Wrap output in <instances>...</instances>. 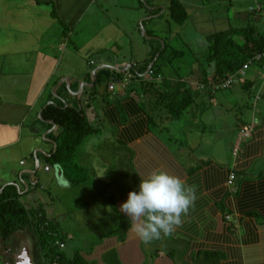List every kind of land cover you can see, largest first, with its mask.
Here are the masks:
<instances>
[{"label": "crops", "instance_id": "1", "mask_svg": "<svg viewBox=\"0 0 264 264\" xmlns=\"http://www.w3.org/2000/svg\"><path fill=\"white\" fill-rule=\"evenodd\" d=\"M140 2L122 0L118 8L138 12L134 13L136 17L141 12L139 9H143ZM99 5L100 0H0V188L13 184L26 193L24 180L29 182L34 179L31 173L40 169V166L36 168L37 158L41 160L39 154L46 157L54 149L52 138L47 135L55 133L56 126L49 128L40 119L44 108L53 104L54 99L86 104L83 102L87 96L85 90L94 87L97 72L101 70L97 68L112 65L124 73L133 62H142L149 57L150 41L161 39L152 32L159 29L167 10L163 11L162 7L168 5L159 0L154 1L151 7L159 12L150 14L144 10L140 14L142 22L148 20L151 26L147 29L151 34L148 40L142 34L139 20L136 27L131 24L134 19L126 22V26L125 23L116 22L112 13L107 12L103 13L104 18L100 17L99 23L102 25L99 26L95 18ZM89 12L94 16L85 20ZM130 25L137 29L134 35L127 33ZM83 26H89L86 38L80 35L79 29ZM76 30L79 33L72 36ZM60 31L61 36L58 35ZM138 37L149 47L144 51L140 47L141 53L137 51L140 56L136 58L134 46ZM91 64L95 67L92 68ZM253 67L256 69L250 70L243 86H240L242 94L247 95L245 86H252L261 76L259 66ZM191 76L187 77L186 86L194 89L197 101L190 112L195 110L196 116L201 115L209 106L224 101L214 99L216 96L204 95L205 92L199 90V82L203 81L201 71ZM51 84L54 85L55 94L59 92V95L47 92ZM82 84L85 87L80 90ZM112 84L113 89L110 87ZM129 85L112 82L107 87L109 90L99 87L98 100L100 98L107 104L104 109L95 104V108L88 110L94 124L106 130H117L116 142L127 138L131 140L127 142L128 146L132 148L135 145L137 149L132 165L125 173L126 178L118 179L128 181L126 188L121 186V189L129 193L138 188L139 176L147 177L155 171H164L179 177L187 187L193 189L196 199L187 213L182 214V223L174 228L171 235L146 244L147 247L152 243L162 245L160 252L149 262L144 251L147 247H144L145 243L135 230V225L142 223L146 217L140 220L129 217L132 227L127 238L124 241L116 237L104 238L92 250L94 258H98L102 264L101 255L115 247L124 264H208L205 253L221 254L219 264H264L262 77L255 93V96L260 94V100L263 98L262 104L257 109L254 105V110H251L245 99L244 105L249 106L252 120L246 121L247 112H243L242 116L236 117V127L232 129L230 122L224 127L223 132L227 135L215 138L216 144L213 138L195 139L194 134L199 129L206 132L207 126L200 125L199 128V123L194 124L187 114L181 116L173 128L169 126L167 129V125L152 128L150 115L141 108L135 87L129 88ZM127 87L131 97L126 94L129 91ZM118 98L121 106L116 103ZM124 110L128 115L127 120H123ZM237 118L241 119L240 123ZM214 119L210 122L212 128L215 126ZM103 122L106 126L102 125ZM154 124L161 126V123ZM249 125L252 126L251 133L244 134V127ZM103 128L96 137L104 134ZM142 158L144 160H140ZM232 167L237 172L235 186L238 188L234 187L231 191L227 184ZM119 172L122 175L123 168ZM97 174H100L99 169ZM127 196L118 204L121 205ZM23 257L25 254H22ZM29 260L28 257L26 262Z\"/></svg>", "mask_w": 264, "mask_h": 264}, {"label": "rangeland", "instance_id": "2", "mask_svg": "<svg viewBox=\"0 0 264 264\" xmlns=\"http://www.w3.org/2000/svg\"><path fill=\"white\" fill-rule=\"evenodd\" d=\"M121 1L122 0H100L99 9H97L98 14L95 17L97 18L99 26L102 25L99 21L100 17H103V13L110 12L112 13V18H114L116 22L125 23V25L127 24L126 22L134 19L131 24L136 27L137 20H139V27L144 35L145 31L151 27L148 20L144 24L141 23L142 19H140V14L142 15L145 9H139L141 12L135 17L134 13L138 12H131V10L127 11L118 8L120 7L119 3ZM141 1L144 3V6L150 7L146 1L153 3L156 0ZM181 1L184 2L188 10V19L183 23L176 22L171 17L169 10H167L160 21L159 29L152 32L154 36L161 38L160 40L163 44L162 49L165 45L164 42L168 44L169 60L164 68V74L169 78L171 85H175V82H180V80L188 81L187 77L191 76L190 69L200 73L196 65H200L204 62L205 53L207 51V36L210 34L226 30L231 26L243 27L248 24H253L249 22L251 20L254 21L255 24H258L260 29H264V10L262 12H254L250 9L251 7L253 10H256L258 8L257 2L264 8V0ZM159 2L168 5L171 0H159ZM163 7L166 6L163 5ZM91 16H94V13L89 12L85 20ZM147 19L149 18L147 17ZM133 25H130V27L128 26L127 29L124 27L127 33H131V35H134L137 30ZM87 28H89V26H83L79 29L82 38H86V36L89 35L88 33L86 34ZM143 28H145V31ZM78 33L79 32L76 30L72 36H76ZM58 35L61 36V31L58 32ZM62 35L63 37L65 36L64 34ZM147 37L150 38V35H147ZM139 38L140 37H138V42L134 46L136 51L134 56L136 58L140 56V54L137 53L140 47H143V51L149 47V44L146 47L142 42V38ZM139 52L141 53V51ZM172 53L174 54L170 58ZM108 58V60H110V57ZM253 66L248 69V73L250 70L256 69V67ZM171 75H173L174 78L170 77ZM261 77L264 83V78L261 74L248 90L244 88V91L248 93L247 95L242 94L243 90H241L242 88L240 87L241 85L243 86L245 82L243 77H241V80L238 81L234 87L218 90L215 95L216 98L214 99H223L224 101H217L219 102L217 105L209 106L208 110L201 115L199 114L196 116L195 110L194 112H190L193 105L188 107V110H185L183 115L187 114L189 118L193 119L194 124L199 123V128L200 125L207 126L206 132H202L199 129V131L194 134L195 139L197 140L203 137L205 139L213 138L215 141V138L226 136L227 133H225V131L223 132L224 127L228 126L229 122L232 129L236 127V117L242 116L243 112H247L245 120L251 121L253 117L250 115L249 106L251 110H254V105L257 109L263 102V98L261 100L255 99L256 89L261 83ZM168 88L169 87H167V91L170 90ZM47 92H52L53 95H56L53 84L49 86ZM167 95H170V92H167ZM245 99L249 102V106L247 104L244 105ZM166 103H168V101L147 108L154 111L151 115V118H154L152 124H150L152 128L163 127L168 124L173 128L176 125L178 119L171 121L168 118L169 113L167 112ZM209 103L210 101H208V104ZM213 117H215L214 128L210 126ZM237 119L240 123L241 119ZM154 123H161V126H156ZM102 125L106 126V123L103 122ZM102 128L103 127H101V129ZM103 131L104 134L101 137L86 141L84 146L80 148L77 157L72 160V164H78L85 170L84 179L80 178L82 179L80 183L74 185L73 181L70 183L65 177L60 178L57 173V166L51 169L48 164H42V169L39 170L36 176L39 185L30 184V186L34 188V192L25 194L22 197L23 202L27 203L29 207L38 208L41 205L46 209L48 219L52 220L51 223L57 224L56 220L61 222L60 224L64 229L62 238L65 243V246L60 248V252L62 253L72 254L80 249H82L83 253H86L85 250L91 249V247L88 246H93V243H100L101 240L99 237L114 228V226H117L121 221V215L124 214L123 212H121L122 214L119 212L120 205L118 201L124 200L127 196V191H123L121 186H125L126 188L128 181H118L119 178L124 177L120 175V167H117V165L120 164V158L114 156V154L119 152V150L116 149L118 143L115 141L117 130L114 128H110L109 130L103 128ZM184 138L185 136L183 139ZM226 142L227 140L224 143ZM216 143L215 141V144ZM98 169L100 173L107 169L108 173L103 177H96L95 174ZM113 179L115 181H111ZM114 194L116 196H114ZM123 194H126V196H120ZM110 208L111 211H109ZM119 218L120 221L116 222V219ZM66 233L68 235H66ZM34 246V237L30 231L12 236L5 246L2 242L0 243V264H14L13 260H15L17 256L21 254H25L26 256L27 251L32 254ZM144 247H147V245L145 244ZM161 247L162 245L152 243L144 249L146 253L145 256L148 257V262L160 252ZM22 259L23 258L18 261V264H24ZM38 262L42 264L40 260Z\"/></svg>", "mask_w": 264, "mask_h": 264}, {"label": "trees", "instance_id": "3", "mask_svg": "<svg viewBox=\"0 0 264 264\" xmlns=\"http://www.w3.org/2000/svg\"><path fill=\"white\" fill-rule=\"evenodd\" d=\"M140 3L150 14L159 12L151 9L154 2L146 1L150 7L144 6L142 1ZM166 9L169 10L171 17L176 22L183 23L188 19V10L181 0H171L168 6H166ZM249 22L253 24H248L243 27L231 26L226 30L217 31L207 36V51L205 53L204 62L200 65H196L200 68L203 76V81L199 82V90H203V92L206 93H204V95H208L209 97L215 96L218 90L213 92V85L223 82L231 75L239 74L240 70L246 64H249L251 60L255 59L259 53L264 52V29H260V26L255 24L252 20ZM147 35H151L148 30L144 33L145 40H148ZM164 43L165 45L162 49L163 44L161 40L150 41L149 49L151 51L149 57L142 62H133L131 68L124 73L111 68H103L98 71L94 87L86 89V100H81L86 102V104L82 102L76 104L70 103L67 100L62 102L54 99V102H56L55 104H49L44 108L40 119L46 122V126L49 128L53 127V124L51 122H48V124L47 121H53L56 125L55 133L47 135L55 142V147L46 157L39 154L41 158L40 169H42V164H48L51 169L57 166V170L62 171V174L59 176L60 178L65 177L70 183L73 181L74 185L82 181L80 178H83L85 170L78 164H72V160L77 157L80 148L84 146L86 140L93 136L96 137L97 134H101L102 129L97 124H94L93 120L88 116V110L91 107L95 108V104L101 109H104L107 104L101 101L100 98L98 100V89L101 86L109 90L107 87H109L110 83L120 82L122 84L128 75H130L127 84L122 85L127 86L130 84L128 86L129 88L135 87L134 91L139 96L138 101L142 106L141 108L147 109L150 106L159 105L168 101L166 107L169 113L168 118L171 121L179 119L185 113V110H188V107L194 106V103L197 101H195V98L197 99V97L194 94V89L186 86L187 81L180 80V82H175V85H171L169 78L164 74V68L169 60L168 44L166 42ZM173 54L174 53L170 55V58ZM90 66L92 68L95 67L92 66V64ZM150 71H152L153 78L149 75ZM192 74L194 75L196 72L190 69V75ZM88 75L91 80V73ZM170 77L174 78L173 75ZM246 78L247 76L243 77V79ZM160 79L163 80L159 81ZM57 83L58 81L55 82L54 85ZM237 83L227 88H232ZM62 87H65V85ZM167 87H169L168 89L170 90L167 91ZM245 87L250 88L251 85ZM71 88L73 89V87ZM129 88L126 94L128 97H131V95H129ZM167 92H170V95H167ZM107 93H109V91H107ZM56 94L59 95L60 93L56 92ZM259 98L260 94L255 97V99ZM118 102H120L119 98L116 99V103L121 106ZM100 111L101 110H98L97 112ZM145 111L151 118L154 111L150 108ZM127 119L128 115L124 110L123 120ZM151 120H154V118H151ZM166 127L169 129V124ZM130 141L131 140L127 138H122V140L118 139V146L116 149L119 150V152L114 154V156L120 158V164H118L117 167L123 168L122 175L125 178V173L128 167L132 165L134 155L137 151L135 145L132 144L134 148L128 146L127 142ZM140 160H144V158ZM39 170L32 174L34 179H32V183L30 181L28 182V190L26 193L19 191L13 184L0 188V190L3 188L0 192V243L2 242L5 246L12 236L30 231L33 234L35 246L31 256H29V251H27L28 254L23 257L22 260L25 263L29 257V262L31 264H40L38 262L39 260L42 264H100L99 259L94 258L92 251L94 247L100 244L104 238L116 237L119 241H124L127 238L129 229L132 227V220L127 217V215H121V221L120 218L116 219V222L120 221V223L102 236L99 235V239L101 240L100 243H93V246H88L91 247V249L85 250L86 253H83L82 249L72 254L60 252V248L65 246L62 238L64 229L60 224L61 222L56 220L57 224L51 223L52 220L48 219L46 209L41 205L38 208L29 207L28 204L22 200L25 194L34 192V188H32L30 184L39 185V181L36 179ZM229 172L227 185L232 191L234 187L238 188V186H235L237 172L233 167ZM95 175L98 174L96 173ZM231 175H234V177L230 184ZM27 177H29V175H27ZM225 216L229 217V214ZM66 235L68 234L66 233ZM21 256L22 254L13 260L14 264H18V261L21 260ZM101 256L103 261L102 264H124L115 247L108 249ZM204 257L205 260L208 261V264H219L222 255L217 253H205Z\"/></svg>", "mask_w": 264, "mask_h": 264}, {"label": "clouds", "instance_id": "4", "mask_svg": "<svg viewBox=\"0 0 264 264\" xmlns=\"http://www.w3.org/2000/svg\"><path fill=\"white\" fill-rule=\"evenodd\" d=\"M106 171L96 176L103 177ZM139 177L138 188L129 191L127 199L120 205V211L134 220L146 217L142 223L135 225V230L141 241L149 244L162 236L171 235L174 228L182 223V214L187 213L196 196L195 191L179 177L167 172L155 171L147 177Z\"/></svg>", "mask_w": 264, "mask_h": 264}, {"label": "built area", "instance_id": "5", "mask_svg": "<svg viewBox=\"0 0 264 264\" xmlns=\"http://www.w3.org/2000/svg\"><path fill=\"white\" fill-rule=\"evenodd\" d=\"M257 9L253 10L252 8H250L252 11L255 12H262L263 8L260 4H257ZM253 65H258L261 69V74L264 78V52L259 53L255 59L251 60L249 62V64H246L241 70L239 74H235V75H231L229 78L225 79L223 82L221 83H217L216 85L212 86V90L213 92L221 89V88H227L230 86H233L235 83H237L238 81L241 80V77H246L248 75V69L251 68ZM150 77L153 78V74L152 71H150ZM129 76L122 82L123 85L127 84ZM111 89L114 88V84H112ZM251 131V126H245L243 129L244 134H248ZM234 175H231V180L229 181V183L231 184L232 179H233Z\"/></svg>", "mask_w": 264, "mask_h": 264}, {"label": "water", "instance_id": "6", "mask_svg": "<svg viewBox=\"0 0 264 264\" xmlns=\"http://www.w3.org/2000/svg\"><path fill=\"white\" fill-rule=\"evenodd\" d=\"M165 10V7H163V11ZM142 24H143V22H141ZM144 29V31H145V28H143ZM153 64V63H152ZM151 64V65H152ZM151 67V66H150ZM149 67V68H150ZM102 68H111V69H114V70H120V68H118V67H116V66H112V65H103L101 68H97V70H99V69H102ZM97 70H95V71H97ZM126 71V70H125ZM67 81L69 82V78H67ZM63 82H64V80H63ZM85 85L84 84H82L81 85V88H80V90H82L83 89V87H84ZM53 104H55L54 102H52ZM49 122H51L52 124H53V128H55V124H54V122L53 121H49ZM52 142H53V144H54V146H55V142L53 141V140H51ZM39 166H40V162H39V160H38V158H37V166H36V168L38 169L39 168ZM35 172V170L31 173V174H33ZM58 173V176H60L62 173H61V171H59V172H57ZM24 184H25V186H26V190H27V188H28V182H26V181H24ZM3 190V189H2ZM1 190V191H2ZM0 191V192H1Z\"/></svg>", "mask_w": 264, "mask_h": 264}, {"label": "flooded vegetation", "instance_id": "7", "mask_svg": "<svg viewBox=\"0 0 264 264\" xmlns=\"http://www.w3.org/2000/svg\"><path fill=\"white\" fill-rule=\"evenodd\" d=\"M166 9V8H165Z\"/></svg>", "mask_w": 264, "mask_h": 264}]
</instances>
